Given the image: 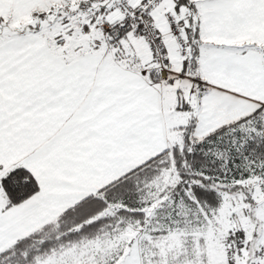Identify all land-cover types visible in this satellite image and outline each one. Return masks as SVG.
<instances>
[{"label":"snow or ice","instance_id":"snow-or-ice-1","mask_svg":"<svg viewBox=\"0 0 264 264\" xmlns=\"http://www.w3.org/2000/svg\"><path fill=\"white\" fill-rule=\"evenodd\" d=\"M0 264H264V0H0Z\"/></svg>","mask_w":264,"mask_h":264}]
</instances>
